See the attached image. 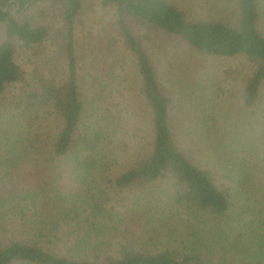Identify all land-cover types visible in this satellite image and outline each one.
<instances>
[{
    "label": "trees",
    "instance_id": "obj_1",
    "mask_svg": "<svg viewBox=\"0 0 264 264\" xmlns=\"http://www.w3.org/2000/svg\"><path fill=\"white\" fill-rule=\"evenodd\" d=\"M40 2L54 24L18 18ZM92 2L110 20L84 45ZM0 24V264H264V0H0ZM152 35L250 63L249 117L177 95ZM124 130L144 152L121 170ZM133 189L148 210L122 214Z\"/></svg>",
    "mask_w": 264,
    "mask_h": 264
},
{
    "label": "rangeland",
    "instance_id": "obj_2",
    "mask_svg": "<svg viewBox=\"0 0 264 264\" xmlns=\"http://www.w3.org/2000/svg\"><path fill=\"white\" fill-rule=\"evenodd\" d=\"M55 10V5L40 2L20 12L18 18L35 26L42 23L54 24ZM109 20V16L106 11L102 10L99 3L84 4L78 17L77 37L79 41L88 45L93 36L100 33L103 27L106 28ZM135 30L138 35L144 34L139 28ZM3 38V27L0 24V43ZM145 42L148 44L147 47L161 80L164 84L170 81L177 95L183 90L186 91L185 95L193 92L197 94L205 92L206 105L213 107L215 111L223 115L232 112L236 114L239 112L238 109H242V91L252 72V65L245 59L204 57L186 48L176 39L166 36L152 35V40L150 42L145 40ZM167 70L169 74H167ZM245 113L249 117L248 113ZM245 113L242 109L240 115L235 119L240 120L239 123L245 121ZM120 140L126 143L129 150L133 149V152L126 153L123 166L120 167L121 170H125L143 157L141 154L144 150H140L135 140L129 141L127 130L123 131ZM118 150L125 151L126 148ZM168 189H170V182L167 180L160 181L152 190L154 191L153 199L160 197L164 200ZM146 191H150V189ZM118 194V207L122 214L129 211L142 214L148 210L147 204L149 200H152L148 193L144 194L136 189L125 190Z\"/></svg>",
    "mask_w": 264,
    "mask_h": 264
}]
</instances>
